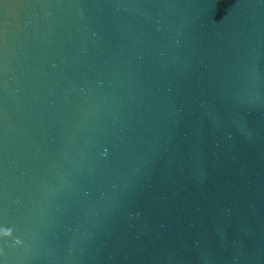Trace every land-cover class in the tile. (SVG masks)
I'll return each instance as SVG.
<instances>
[{
    "label": "water",
    "instance_id": "water-1",
    "mask_svg": "<svg viewBox=\"0 0 264 264\" xmlns=\"http://www.w3.org/2000/svg\"><path fill=\"white\" fill-rule=\"evenodd\" d=\"M0 264H264V0H0Z\"/></svg>",
    "mask_w": 264,
    "mask_h": 264
},
{
    "label": "clouds",
    "instance_id": "clouds-1",
    "mask_svg": "<svg viewBox=\"0 0 264 264\" xmlns=\"http://www.w3.org/2000/svg\"><path fill=\"white\" fill-rule=\"evenodd\" d=\"M3 235H4L5 237H11V236L13 235V233H12V231H11L10 229H5L4 232H3ZM16 243L19 244L20 241L17 240Z\"/></svg>",
    "mask_w": 264,
    "mask_h": 264
}]
</instances>
